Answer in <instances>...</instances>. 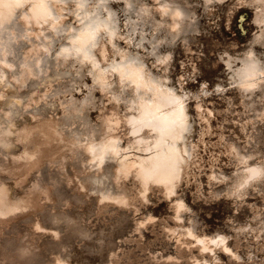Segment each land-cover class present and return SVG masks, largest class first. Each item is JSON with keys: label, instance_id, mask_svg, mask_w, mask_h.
<instances>
[{"label": "rangeland", "instance_id": "1", "mask_svg": "<svg viewBox=\"0 0 264 264\" xmlns=\"http://www.w3.org/2000/svg\"><path fill=\"white\" fill-rule=\"evenodd\" d=\"M175 1L195 18L175 40L170 75L175 84L183 83L192 110L202 103L213 111V116L204 111L210 129L193 112L196 163L178 195L166 197L155 186L145 198L140 184L129 177L121 181L126 205L99 202L82 190L90 187L94 174L85 152H73L69 141L59 142L56 125L49 127V138L35 134L36 143L42 142L40 160L21 164L0 156L1 164L7 162L0 168V183L12 201L21 203L14 213L0 214V264H264V181L236 191L242 165L234 150L253 155V163L264 162V95L239 89L240 61L234 62L252 48L264 62V42L257 39L264 30L256 21L259 9L252 0L210 6L204 0ZM159 36L173 41L165 28ZM87 93H74L75 99ZM94 95L95 104L85 111L89 132L100 131L112 110L125 111L116 108L112 96L97 89ZM27 122L34 127V121ZM120 132L128 136L127 127ZM22 148L12 152L19 155ZM177 198L187 205L181 220ZM189 229L198 236H228L232 254L220 246L203 251Z\"/></svg>", "mask_w": 264, "mask_h": 264}, {"label": "bare ground", "instance_id": "2", "mask_svg": "<svg viewBox=\"0 0 264 264\" xmlns=\"http://www.w3.org/2000/svg\"><path fill=\"white\" fill-rule=\"evenodd\" d=\"M148 1L0 0L2 158L21 164L40 160L43 151L38 145L42 142L36 143L35 134L49 138V127L56 125L59 142L69 141L73 152H85L94 174L90 187L83 185L82 190L99 202L126 205L121 181L129 177L140 184L145 198L155 186L161 187L166 197L178 195L180 184L196 163L193 112L210 129L211 118L205 117L204 111L210 116L213 111L202 103L192 110L183 83L175 84L170 75L175 40L194 15L175 0ZM227 2L230 0H204L207 6ZM252 3L259 9L256 21L264 26V0ZM164 28L172 42L159 36ZM257 39L264 42V30ZM148 59L153 62L149 64ZM232 60L229 55V66ZM238 60L239 89L264 95V62L253 48L234 62ZM84 89L87 95L75 99L74 93ZM96 89L112 96L116 108L124 106L125 111L112 110L100 131L93 128L89 132L85 111L95 104ZM27 119L34 121V127ZM123 126L128 128L127 138L121 135ZM98 132H102L100 137ZM31 145H35L33 149ZM22 146L23 152L14 155L12 151ZM234 150L242 165L235 177L236 191L263 182L264 162L253 163V155ZM6 160L0 168L6 166ZM175 205L181 220L187 205L180 198ZM20 208L21 203L12 201L0 183V214ZM188 234L203 251L220 246L224 253L232 254L226 235L198 236L192 229Z\"/></svg>", "mask_w": 264, "mask_h": 264}]
</instances>
